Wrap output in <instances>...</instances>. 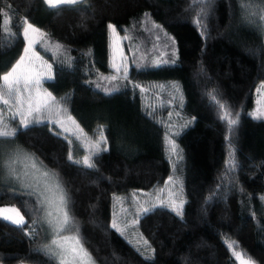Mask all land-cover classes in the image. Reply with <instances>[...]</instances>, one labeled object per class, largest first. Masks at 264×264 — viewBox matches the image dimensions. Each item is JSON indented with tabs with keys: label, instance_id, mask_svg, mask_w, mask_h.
I'll use <instances>...</instances> for the list:
<instances>
[{
	"label": "trees",
	"instance_id": "16d2710c",
	"mask_svg": "<svg viewBox=\"0 0 264 264\" xmlns=\"http://www.w3.org/2000/svg\"><path fill=\"white\" fill-rule=\"evenodd\" d=\"M26 23L44 33L37 49L53 79L43 88L65 110L61 116H71L83 137H104L88 169L76 163L78 138L49 122L22 129L10 120L16 140L57 175L77 229L71 232L94 261L241 264L235 251L248 264H264V118L250 115L264 81V0H78L56 8L0 0V76L22 55ZM110 24L129 62L128 79L111 83L103 79L111 74ZM225 111L237 124L222 118ZM174 116L185 122L174 137L173 166L182 216L166 205L135 214L132 192L148 193L173 172L165 123ZM4 205L24 221L0 217V264H59L39 248L36 198L3 188ZM126 223L137 233L132 241Z\"/></svg>",
	"mask_w": 264,
	"mask_h": 264
},
{
	"label": "snow or ice",
	"instance_id": "6c2138e0",
	"mask_svg": "<svg viewBox=\"0 0 264 264\" xmlns=\"http://www.w3.org/2000/svg\"><path fill=\"white\" fill-rule=\"evenodd\" d=\"M45 3H47L51 8H56L61 4L75 5L77 0H45ZM201 3H203V0H201ZM109 28L113 32L116 31L115 27L112 25H109ZM30 33L38 34L40 37L44 36V33L40 32V30L35 28L31 23H26V26L23 28L22 35L27 41V47H25L23 55H21L18 61L11 67L10 71L0 76V79L3 81V87H0V103L6 106L7 111L11 113L12 120H16V118L19 117L18 123L22 129H28L30 124L40 125L47 122L63 127L64 121L61 119V114L65 110L55 103V97L52 96L51 92L43 89V82L45 80L53 79L51 74L52 65L47 64L46 61L42 60V57H40L38 53L32 50L33 44L37 41L30 36ZM59 49L60 45H55V50L59 51ZM175 55L176 53L174 51L173 56ZM35 60L41 61V70H37L36 66L33 64V61ZM167 62L168 61H165V63ZM172 63H175L174 59L172 60ZM45 65L46 68L44 67ZM113 68L118 75L103 77L104 80L111 83L112 81L121 78V76L125 80L128 79V66L126 63H114ZM143 90L144 89H141V91ZM104 91L110 92L107 88H105ZM213 99L215 100V97H213ZM217 103L219 102L217 101ZM219 106L221 109L224 108L223 104H220ZM53 115H55V119H53ZM228 116L229 113L225 111L222 118L227 120L230 125L237 124L236 119H228ZM262 116H264V113L255 118L260 119ZM67 120L71 121L73 124L76 123L71 116H68ZM16 132L17 129L15 127L10 128L9 124L5 123L3 113L0 111V138H14L16 136ZM103 139L104 137L101 136V140ZM170 144L171 151L175 153L176 145L174 141H170ZM92 147L96 150L97 154L101 151L100 142L95 143ZM104 150L106 151V149ZM21 158L24 160L28 159V157L22 156L19 152L12 154L7 162V165L3 159H0V169L7 166L9 169V176L23 182V180L27 178L30 173L26 170L23 176L15 175V164L20 161ZM68 159L72 160V156L69 155ZM76 163H82L88 169H93L95 167V164L87 156L82 162L76 161ZM24 167L25 169L31 167L32 169L39 171V169L36 168L35 163H26ZM49 175L50 173L48 171L43 172L44 177H48ZM56 186L59 187V184ZM23 187L30 188L32 185L23 184ZM60 203L65 207L67 206L68 200L66 193L61 192ZM166 206L171 207V210L175 212L177 216H182V202L181 204H176L174 201H170ZM148 211V209H144L145 213ZM61 212L62 217L57 218L55 221L57 235L66 231H77L75 224L70 220L69 212L63 211V209H61ZM7 213H15V216L19 218L15 219L12 215H8ZM0 217L18 226L23 224V216H21L19 210L15 208H0ZM136 222L137 221H133V223ZM111 227L121 235L124 234L123 230L119 227L115 220L112 222ZM52 244L56 246V250L51 251V254L59 259V264H94L90 253L81 243L79 236L64 235L61 236L59 240H53ZM228 247L232 249L233 244H229ZM233 254L238 260H240L241 264H248V261L242 258V254L240 252L234 251Z\"/></svg>",
	"mask_w": 264,
	"mask_h": 264
},
{
	"label": "rangeland",
	"instance_id": "374dc122",
	"mask_svg": "<svg viewBox=\"0 0 264 264\" xmlns=\"http://www.w3.org/2000/svg\"><path fill=\"white\" fill-rule=\"evenodd\" d=\"M30 36H32V38L37 41L36 43L33 44L32 50L38 53L40 57H42L41 53L37 49L38 43L41 42L42 37H40L38 34H32V33H30ZM109 39H110L109 50H110V61H111L110 76H113V75H118L113 68L114 63L121 64V62H124L127 64V66H129V62L127 60V55L124 54V49L122 47V38L117 33V29L115 32H113L110 29ZM25 42H26L25 47H27V41L25 40ZM24 49L22 55L24 53ZM42 60L46 61L43 59V57ZM33 64L36 66L37 70H41L40 69L41 61L35 60L33 61ZM47 64H49V62H47ZM44 67L46 68V65ZM7 72H5L4 74H6ZM0 87H3V81H1ZM254 99L255 102L253 107L250 109V115L252 117L261 116V114L264 113V81H259V83L255 86ZM0 111H2L3 113V118L5 123H8L10 128L13 127V124H11L10 121L12 119L11 113L7 111L6 106H4L2 103H0ZM54 116L55 115H53V119H55ZM262 117L264 118V116ZM17 119L19 120V117H17ZM61 119L64 121L63 127L51 122L49 123L50 125L57 126V129L60 130L61 134L64 135L67 134L70 139H72L73 137L78 138L76 139L77 140L76 147H79L77 150H79V152L82 153L80 157L81 162L86 156L91 158V156L96 153V150L92 146L97 142L102 143L101 138H97L96 140L92 141V139L83 137L81 135L80 130L76 128L75 124H73L71 121H68L67 118L64 116H61ZM184 123H185L184 121H181L179 118H176V116L172 118V121H168V123L167 122L165 123L166 153H167V158H169V160L171 161L170 164L172 169L175 164V160L178 159L179 154L177 147L175 153L171 151L170 141H174L175 143L174 137L182 129ZM17 152L21 153L22 156L28 157V159L24 160L23 158H21V160L15 164V168H16L15 175L23 176L26 170L30 173V175L27 178H25L23 182L18 181L14 177L9 176V169L7 166H5L4 168L0 169V190L3 188H11L19 192L23 191L26 194H30V195L32 194L36 198L40 208L39 223L43 233L39 248L43 252H47L55 259L57 263H59V259L51 254V251L56 250V246L52 244V241L59 240L60 237L64 235L77 236L71 231H66L64 233H60V235H57L55 229V221L57 220V218L62 217L61 209H63V211H68V207L63 206L60 203L61 192L65 193L64 188L60 184L57 175L54 172H52L49 168H47L44 164H42L34 153L27 151L21 145V143L16 140L15 137L7 138V139L0 138V159H3L6 165L12 154ZM26 163L27 164L35 163L36 168L39 169V171H36V169H32L31 167L25 169L24 165ZM44 171H48L50 175L48 177H44L43 176ZM23 184H31L32 187L25 188L23 187ZM57 184H59V187L56 186ZM150 192L147 193L144 190L138 191V193L132 192L131 197L128 200H131L130 203L133 204L132 206L134 207L133 209L135 211V214L142 213L144 209H148L150 208V206L154 207V205H163V206L168 205L170 201H174L176 204H181L182 202L183 204L181 181L178 179V175L176 174L174 169L171 175H169V177L165 179L164 183L161 186L157 188H153L152 191ZM0 208L16 209L14 205H10V206L4 205V206H0ZM169 208L171 209V207ZM7 214L12 215L13 218L15 219L19 218L15 216V213H7ZM20 215L22 216V214ZM123 226H126V234H127L126 238H128L130 241L134 240L135 235L137 237V233L134 229L132 230L131 224L126 223ZM94 264H98V263L94 261Z\"/></svg>",
	"mask_w": 264,
	"mask_h": 264
}]
</instances>
